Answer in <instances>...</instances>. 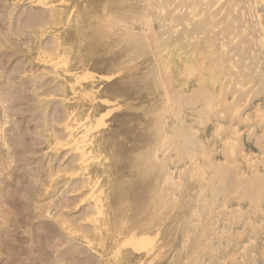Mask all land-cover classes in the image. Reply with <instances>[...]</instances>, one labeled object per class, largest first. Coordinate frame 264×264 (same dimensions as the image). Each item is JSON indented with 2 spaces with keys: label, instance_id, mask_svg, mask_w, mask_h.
Here are the masks:
<instances>
[{
  "label": "rangeland",
  "instance_id": "obj_1",
  "mask_svg": "<svg viewBox=\"0 0 264 264\" xmlns=\"http://www.w3.org/2000/svg\"><path fill=\"white\" fill-rule=\"evenodd\" d=\"M159 1L0 0V264H185L199 254L196 264H264V192L234 180L220 190L229 167L247 187L264 172L263 10L256 0H172L161 11ZM239 37L249 41L233 49ZM190 128L198 140L186 155L174 137ZM159 188L174 200L164 213L154 208ZM209 239L210 256L201 253Z\"/></svg>",
  "mask_w": 264,
  "mask_h": 264
},
{
  "label": "bare ground",
  "instance_id": "obj_2",
  "mask_svg": "<svg viewBox=\"0 0 264 264\" xmlns=\"http://www.w3.org/2000/svg\"><path fill=\"white\" fill-rule=\"evenodd\" d=\"M171 1H172V0H168V3H167V0H160L158 3H156L155 8H157V9H159V10H161V11H166V10H167V5H170ZM209 1H210V0H209ZM211 1H212V0H211ZM211 1H210V2H211ZM16 2H17V1H16ZM26 2H27V1H26ZM33 2H34V1H33ZM57 2H58V1H57ZM203 2H204V0H201V2L198 4L199 7L203 4ZM256 2H257V4H256V5H257L256 8L258 9V7H259L260 10H263V11H262V14H259V12L257 11V15H258V16L255 14V17H257V18L259 17V18H260V21L257 23V28H258V30H261V32H263V33H262L263 36H261V39H263L261 44L263 45L262 48H264V0H256ZM12 3H13V2H12ZM50 3H51V2H50ZM54 3H55V2H54ZM51 4H52V3H51ZM51 4H49V5H51ZM253 4H254V2H253ZM20 5H21V4H20ZM26 5H27V4H26ZM30 6H31V5H30ZM49 8H50V7H49ZM45 9H46V8H45ZM188 10H189V8H188ZM50 11H51V10H50ZM49 13H50V12H49ZM52 13H55V12H52ZM52 13H51V14H52ZM51 14H50V16H51ZM54 15H55V14H54ZM61 15H62V14L60 13V16H61ZM52 16H53V15H52ZM55 16H56V15H55ZM57 16H58V15H57ZM210 16H211L210 14H203L199 19H195V20H192V21H191V22L194 24V26H193L194 29H195V30H194V33H197V34H198V33L201 31L200 28L203 27L205 21H207L208 18H209ZM58 17H59V16H58ZM67 18H68V17H67ZM252 18H253V15H252ZM55 20H56V18H55ZM55 20L53 19L52 22H54ZM57 20H58V18H57ZM187 20H188V19H187ZM258 20H259V19H258ZM127 21H128V20H127ZM175 21H176V23H178V22H180L181 20H180L179 17H178V18L175 19ZM128 22H129V21H128ZM128 22H127V23H128ZM54 23H56V22H54ZM54 23H53V24H54ZM57 23H58V22H57ZM65 23H66V22H65ZM145 23H146V25H148V23H149V18H146V19H145ZM54 25H56V24H54ZM65 27H66V26H65ZM208 27H209L210 29L214 28L212 25H209ZM60 29H61V28H60ZM148 31H149V30H148ZM53 33H54V32H53ZM146 33H147V32H146ZM147 34H149V33H147ZM147 34H146V35H147ZM244 34H245V32H244ZM186 35H187V33H186ZM43 36H44V35H43ZM149 37H150V36H149ZM152 38H153V35H152ZM258 38H259V37H258ZM58 39H59V38H58ZM58 39H57V40H58ZM147 39H148V38H147ZM148 40H149V39H148ZM209 41L212 42L211 40H209ZM248 41H249V39H247V38L239 37V38H237V39L234 40V43L231 44V47H232L233 49H234V48H240V47H242V45L247 44ZM260 41H261V40H260ZM152 42H153V41H152ZM257 42H258V41H257ZM60 45H61V47H62V44H60ZM149 45H150V44H149ZM258 45H259V44H258ZM58 46H59V45H58ZM53 47H54V46H53ZM51 49H52V48H51ZM42 50H43V49H42ZM54 52H55V51H54ZM251 52H252V51H251ZM54 54H55V53H54ZM245 57H246V56H244V58H245ZM263 57H264V56H263ZM45 58H48V57H45ZM56 58H58V57L56 56ZM59 59H60V57H59ZM48 60L50 61V60H52V59H51V58H50V59L48 58ZM48 60H46V62H47ZM57 60H58V59H57ZM62 61H63V60H62ZM155 61H156V59H155ZM262 61H264V60H262ZM38 62H39V61H38ZM51 62H54V60L50 61L49 63H51ZM56 62H57V61H56ZM236 62H241V61L238 60V59L235 60V61H233V63H236ZM49 63H48V64H49ZM157 63H158V62H157ZM251 63H252V62H248V63H245V62H244V64H243V62H241V64H242V68H243V69L247 68L248 66L251 65ZM61 64H63V63H61ZM52 65H53V64H52ZM55 65H57L58 67L60 66V65H58V64H55ZM55 65H54V67H55ZM61 66H62V65H61ZM63 66H64V65H63ZM85 67H86V66H85ZM232 67H233V66H232ZM52 69H53V68H52ZM59 69H60V68H59ZM86 70H87V69H86ZM158 70H159V68H158ZM160 70H161V68H160ZM163 70H164V69H163ZM233 70H234V69H233ZM25 71H26V70H25ZM91 71H92V70H91ZM119 71H121V70H119ZM166 71H167V69H166ZM205 71H206V70H205ZM62 72L66 73L64 70H63ZM86 72H87V71H86ZM86 72H84V73H86ZM52 73H53V72H52ZM67 73H68V72H67ZM262 73H263V71H262ZM57 74H58V73H57ZM68 74H70V73H68ZM71 74H72V73H71ZM87 74H88V73H87ZM110 74H112V73H110ZM52 75H53V74H52ZM75 75H76V74H75ZM75 75H74V77H75ZM57 76H58V75H57ZM77 76H78V75H77ZM88 76H90V79H91V75L88 74ZM88 76H87V77H88ZM94 76H95V75H94ZM111 76H112V75H111ZM263 76H264V74H263ZM58 77H61V76H58ZM72 77H73V76H72ZM81 77H82V76H81ZM81 77L79 76V78H81ZM83 77L85 78V76H83ZM83 77H82V78H83ZM92 77H93V76H92ZM97 77H98V76H97ZM107 77H108V76H107ZM109 77H110V76H109ZM93 78H94V77H93ZM93 78H92V80H93ZM98 78H101V77H98ZM103 78H104V77H103ZM184 78H185V77H184ZM228 78H231V77H229V75H226V76L223 75V78H221V79H220V78L214 79V83H215L216 81L222 82V81H224V80H226V79H228ZM62 79H63V78H62ZM76 79H77V78H75V81H77ZM88 79H89V78H88ZM90 79H89V80H90ZM106 79H107V78H106ZM110 79H111V78H110ZM237 79H238L239 81L242 82L243 80H249L250 77H249L248 75L245 76V74H244L243 76L241 75V76L237 77ZM84 80H86V79H84ZM92 80H91V81H92ZM95 80H96V79H95ZM108 80H109V79H108ZM65 81H66V80H65ZM85 82H86V81H85ZM96 82H97V81H96ZM198 82H199V81H198ZM166 83H167V82H166ZM92 84H93V83H92ZM163 84H164V82H163ZM67 85H68V84H67ZM101 85H102V84H101ZM101 85H99V86H101ZM99 86H98V87H99ZM164 86H165V85H164ZM167 86H168V85H167ZM169 86H170V85H169ZM169 86H168V87H169ZM198 86H199V85H198ZM203 86H204V85H203ZM203 86H201V87H203ZM196 87H197V86H196ZM166 88H167V87H166ZM170 88H171V87H170ZM227 88H228V87H227ZM50 89H51V88H50ZM89 89H92V88H89ZM168 89H169V88H168ZM177 89H178V88H177ZM198 89H199V88H198ZM164 90H165V89H164ZM194 90H195V89H194ZM194 90H193V91H194ZM196 90H197V88H196ZM243 90H244V89H243ZM260 90H262V88H261ZM49 91H50V90H49ZM70 91H72V90H70ZM78 92H79V91H78ZM80 92H82V91H80ZM85 92H87V91H85ZM85 92L83 91L82 93L85 94ZM89 92H90V91H89ZM178 92H179V91H178ZM195 92H196V91H195ZM199 92H200V91H199ZM170 93H171V90H170ZM74 94H75V93H74ZM84 94H83V95H84ZM86 94H88V93H86ZM86 94H85V97L87 96ZM179 94H180V93H179ZM179 94H178V95H179ZM186 94H187V93H186ZM199 94H201V93H199ZM199 94H198V96H199ZM69 95H70V94H69ZM72 95H73V94H72ZM72 95H71V96H72ZM88 95H89V94H88ZM171 95H172V94H171ZM187 95H189V94H187ZM201 95H202V94H201ZM204 95H205V94H203V96H204ZM181 96H182V95H181ZM183 96H185V95H183ZM183 96H182V97H183ZM203 96L201 97V99L203 98ZM208 96H209V95H206V96H204V97L208 98ZM210 96H211V99H215V97L212 96L211 94H210ZM87 97H88V96H87ZM169 97H170V96H169ZM171 97H172V96H171ZM171 97H170V98H171ZM182 97H181V101L184 100ZM191 97H193V96H191ZM212 97H214V98H212ZM59 98H60V97H59ZM61 98H62V97H61ZM102 98H103V97H101V98H97V99H101V100H102ZM170 98H169V99H170ZM178 98H180V96H179ZM184 98H185V97H184ZM186 98H190V97H187V96H186ZM197 98H198V97H196L195 99H197ZM206 98H203V100H206ZM209 98H210V97H209ZM50 99H51V98H50ZM66 99H67V98H66ZM87 99H89V98H87ZM97 99H96V100H97ZM103 99H104V98H103ZM116 99H117V97H116ZM119 99H120V98H119ZM172 99H173V98H172ZM176 99H177V98H176ZM190 99L193 100L192 98H190ZM198 99H199V98H198ZM201 99H200V101H201ZM211 99H209V101H210ZM246 99H247V98H246ZM105 100H106V99H105ZM188 100H189V99H188ZM66 101H67V100H66ZM78 101H79V99H78ZM98 101H100V100H98ZM103 101H104V100H103ZM103 101H101V102H103ZM113 101H114V100H113ZM178 101H179V100H178ZM178 101H177V102H178ZM207 101H208V99H207ZM227 101H228V100H227ZM105 102H106V101H105ZM183 102H184V101H183ZM196 102H197V100H196ZM196 102H195V103H196ZM198 102H199V101H198ZM204 102H205V103H204ZM204 102H202V108H201V106H200L199 109H200V110H201V109L204 110L203 108H205V109H207L206 111H208V109H210V108H209L210 106H208L209 103L206 102V101H204ZM115 103H116V102H115ZM179 103H180V102H179ZM203 103H204V104H203ZM207 103H208V104H207ZM228 103H229V101H228ZM184 104H185V103H184ZM205 104H207V105H205ZM244 104H245V103H244ZM186 105H188V103H186ZM190 105H191V104H190ZM116 106H117V105H116ZM116 106H114V110H115V107H116ZM191 106H192V105H191ZM204 106H205V107H204ZM112 107H113V106H112ZM176 107H177V106H176ZM108 108H109V107H108ZM119 108H120V107H119ZM111 109H112V108H111ZM199 109H198V107H197V109H196V110H198V111H197V116H198V114L200 113V112H199ZM239 109H240V108H239ZM262 109H263V108H262ZM114 110H113V111H114ZM176 110H177V109H176ZM179 110H180V108H179ZM190 110H191V109H190ZM196 110H194V111H196ZM202 110H201V111H202ZM69 111H70V110H69ZM180 111H181V110H180ZM180 111H179L178 113H180ZM211 111H212V110H211ZM234 111H235V110H234ZM104 112H105V111H104ZM106 112H107V109H106ZM111 112H112V110H111ZM202 112H205V111H202ZM202 112H201V113H202ZM258 112H260V110H259ZM98 113H99V112H98ZM102 113H103V112H102ZM178 113H177V112H176V113L174 112V116L177 115ZM195 113H196V112H195ZM70 114H72V113L70 112ZM70 114H69V115H70ZM103 114H104V113H103ZM207 114H208V113H207ZM255 114H256V113H255ZM69 115H68V116H69ZM100 115H101V114H100ZM109 115H110V114H109ZM184 115H186V114H184ZM199 115H200V114H199ZM201 115H202V114H201ZM204 115H206V114H204ZM204 115H202V116H204ZM68 116H67V118H68ZM69 117H70V116H69ZM87 117H88V116H87ZM95 117H96V116H95ZM97 117H98V116H97ZM101 117H102V116H101ZM178 117H180L179 114H178V116H176V118H178ZM189 117H190V116H189ZM193 117H194V116H193ZM99 118H100V117H99ZM173 118H174V117H173ZM254 118H255V117H254ZM262 118H263V117H262ZM262 118H261V119H262ZM74 119H75V118H74ZM84 119H85V118H84ZM84 119H83V120H84ZM87 119H88V118H87ZM97 119H98V118H97ZM97 119L95 118V121H96V122L94 123L95 125L93 126V128H95V127L98 125V124H96V123H98V121H99V123H101L102 120H103V119H102V120L100 119V120L97 121ZM198 119H199V118H198ZM83 120H82V122H83ZM178 120H180V118H178ZM182 120H183V121L181 122V124L179 123L181 126H182V123H184V119H182ZM6 121H7V120H6ZM65 121H66V119L64 120V124L66 123ZM165 121H166V120H165ZM165 121H164V122H165ZM175 121H176V120H175ZM263 121H264V120H263ZM74 122H76V121H74ZM179 122H180V121H179ZM78 123H79V122H78ZM102 123H103V122H102ZM106 124H107V122H106ZM186 124H187V123H186ZM199 124H200V123H199ZM78 125H79V124H78ZM64 126H65V125H64ZM64 126H63V128H64ZM67 126H69V125H67ZM67 126H66L65 128H67V129L70 128V127H67ZM76 126H77V123H76ZM102 126H104V125H102ZM181 126H180V127H181ZM187 126H188V125H187ZM74 127H75V125H74ZM172 127H173V126H172ZM96 128H97V127H96ZM96 128H95V129H96ZM98 128H99V127H98ZM170 128H171V127H170ZM175 128H176V127H175ZM185 128H186V127H185ZM185 128H184V129H185ZM70 129H73V128L71 127ZM70 129H68V130H70ZM85 129H86V128H85ZM184 129H182V127H181L180 130L182 131V130H184ZM192 129H193V128H192ZM192 129L190 128V130H189V137H188L187 135L184 136L185 133L183 134V133H182L183 131L181 132L179 129H178V131L175 129V130H176L175 133H178L179 135H176V134H175L176 137H174V139H175L174 141H176V140L178 141L180 135H182L183 138H184L183 141H181V142H182V145L176 146V148H175V146H174V144H173V143H175V142L172 141L173 137L170 138V140L167 139V137H166V139L169 140V141H172L171 143L173 144L175 150H176L177 147H178V150H179V151H182V153L184 152L185 154L189 152V149H192V151L194 152V146H195V143L193 144V138H194V136H193V135L191 136V134H194V133H191V132H192V131H191ZM86 130H87V129H86ZM1 131H2V130H1ZM65 131H66V130H65ZM171 131H173V130H171ZM190 131H191V132H190ZM194 131H196V129H195ZM194 131H193V132H194ZM86 132H88V131H86ZM91 132H92V131H91ZM179 132H180L181 134H180ZM186 133H187V132H186ZM190 133H191V134H190ZM235 133H237V131H236ZM15 134H16V133H15ZM65 134H66V133H65ZM80 134H81V132H80ZM84 134H85V132H84ZM169 134H170V132H169ZM169 134H167V135H169ZM172 134H173V133H172ZM167 135H166V136H167ZM173 135H174V134H173ZM194 135H195V134H194ZM80 136H82V134H81ZM177 136H178V137H177ZM190 136H191V137H190ZM66 137L69 138L68 136H66ZM83 137H84V136H82V138H83ZM164 137H165V136H163V138H164ZM170 137H171V136H170ZM84 138H85V137H84ZM181 138H182V137H181ZM185 138H186V140H187V138H189L188 140H192V142L188 141V144H187L186 141H185ZM195 138H196V137H195ZM195 138H194V139H195ZM64 139H65V138H64ZM75 139H76V138H74L73 140H75ZM78 140H79V139H78ZM78 140H77L76 142H75V141H74V142H75L76 144H77V143H81V144L84 143V142H82L83 139H81V142H79ZM160 140L162 141L161 143H163V140H162V139H160ZM196 140H198V139H195V141H196ZM58 141H59V140H57V143H56L57 145H58ZM177 141H176V145H177ZM60 142H61V141H60ZM87 142H88V141H87ZM166 142H167V141H166ZM178 142H179V141H178ZM184 142H185V144H184ZM189 142H190L191 144H193V145H191ZM197 142H198V141H197ZM200 142H201V141H199V145H198V147H200V148H201V151H202V147H203V149H204V146H203L204 144L202 145V143H200ZM227 142H228V141H227ZM231 142H232V141H231ZM68 143H71V142H68ZM54 144H55V143H54ZM65 144H66V140H65ZM72 144H73V143H72ZM85 144H86V143H85ZM169 144H170V142H169ZM178 144H180V143H178ZM229 144H230V143H229ZM59 145H61V144L59 143ZM161 145L167 147L168 144H167V143H165V144L163 143V144H161ZM184 145H185V146H184ZM201 145H202V147H201ZM4 146H5V145H4ZM64 146H66V145H64ZM67 146H68V148L70 147V145H67ZM84 146H85V145H84ZM84 146H83V147H84ZM186 146H187V147H188V146H189V147L191 146V147H190V148H187ZM74 147H76V145H75ZM83 147H82V148H83ZM160 147H161V146H160ZM181 147H183V148L186 147V149L183 150V149H181ZM68 148H67V149H68ZM168 148H169V146H168ZM180 149H181V150H180ZM166 150H167V149H165L164 152H166ZM206 150H208V149H206ZM69 151H70V150H68V153H69ZM78 151H81V150L79 149ZM87 151H88V150H87ZM173 151H174V150H173ZM185 151H188V152H185ZM192 151H191V154L193 153ZM210 151H211V150H210ZM51 152H52V151H51ZM70 152H71V151H70ZM73 153H74V152H73ZM79 153H80V152H78V154H79ZM182 153H180V154H182ZM189 153H190V152H189ZM202 153H203V151H202ZM74 154H77V152L74 153ZM78 154H77V155H78ZM191 154H189V156H190ZM85 155H86V154H85ZM85 155L83 154V156H85ZM175 155H176V153H175ZM186 155H187V154H186ZM192 155H194V153H193ZM204 155H206V154L204 153ZM71 156H72V155H71ZM189 156H188V157H189ZM75 157H76V156H75ZM85 157H86V156H85ZM177 157L179 158V156H177ZM188 157H187V158H188ZM191 157H193V156H191ZM191 157H190V158H191ZM243 157H244V156H243ZM81 158H83V157L80 156V159H79L80 161H81ZM90 160H92V159H90ZM80 161L77 160V162H80ZM85 161H86V160H85ZM87 161H88V160H87ZM82 162H83V161H82ZM88 162H89V161H88ZM188 162H189V160H188ZM250 162H251V161H250ZM177 163H178V162H177ZM197 163H199V162H197ZM80 164H81V163H80ZM85 164H86V163H85ZM87 164H88V163H87ZM195 164H196V163H195ZM224 164H225V163H223V165H224ZM72 165H73V164H72ZM81 165H82V164H81ZM192 165H194V164H192ZM219 165H220V166H219ZM219 165H217V166L219 167V169H221L222 167H223V168H226V166H227L226 164H225L224 166H221V164H219ZM249 165H250L251 168H253V166H254V164H249ZM143 166H144V167H142V171H144V170H145V171H147V170L154 171L155 168H158V167H160L161 165H159V166L156 167L155 163H153V164H144ZM217 166H216V167H217ZM234 166H235V165H234ZM234 166H233V167H229V168H228V166H227V168H228V169L226 168V169H227V172H228V170L231 171V168H232V171H233V172H231L232 174H231L230 172H228V173L226 172L225 175H223L224 177L227 176L226 179H225L226 182L229 181V182L231 183V180H232V181L234 180V182L237 183V184H235L237 187H243V188H244V186H245V185H244V184H245L244 182H246V188H247V189H250L251 191L247 190V193L245 192L244 195L247 196V197H249V198H248L249 200L252 199L251 196L254 195L253 192H254L255 195H256V192L259 193V191H260V193H259L260 195H259V196H262L261 193L264 192V185H263L262 187H260V186H258V185L256 186V182L260 179L261 182H260V180H259L258 182L263 183V181H264V172H263V173H262V172L257 173V176H256V177H255L254 174H253V177H255L256 180L258 179V180L255 182V178H251L252 180L254 179V181H252V180H251V181H252V183H253V182L255 183V185H253V186H255V187H247V186L250 184V180H249V184H247V181H248V180H247V179L244 180V178L246 177V176H245L246 174L244 175V177H243V176L240 177V175H239L240 180L237 179V180L235 181L234 178H233V179L230 178L231 176H232V177L234 176V174H235V170H237V169H236V168H237V167H236L237 165H236L235 167H234ZM196 168H197V167H196ZM214 168H215V167H214ZM234 168H235V169H234ZM200 169H201V168H200ZM216 169H217V168H216ZM216 169H214V170L216 171ZM78 170H79V169H78ZM169 170H170V169H169ZM224 170H225V169H224ZM215 171L213 172L215 175H214V176L212 175V176H213L212 178L210 177V182H211V183H212V180H214V179L217 177V175H218V172L215 173ZM221 171H222V169H221ZM255 172H256V171H255ZM223 173H224V172L222 171L221 174H223ZM71 174H72V173H71ZM221 174H219V175H221ZM227 174H228V175H227ZM199 175H200V174H199ZM203 175H204V174H203ZM203 175H202V176H203ZM229 175H230V176H229ZM84 176H86V175H84ZM84 176H82V177H84ZM87 176H88V175H87ZM87 176H86V177H87ZM210 176H211V175H210ZM235 176H237V175H235ZM235 176H234V177H235ZM79 177H80V176H79ZM79 177H78V178H79ZM166 177H167V176H166ZM224 177H223V178H224ZM228 177H229L230 179H229ZM235 178H236V177H235ZM88 179H89V178H88ZM171 179H172V178H171ZM207 179H208V178H207ZM227 179H228V180H227ZM79 180H81V179H79ZM166 180H167V179H166ZM93 181H94V180H92V182H93ZM163 182H164V181H163ZM172 182H173V181H172ZM207 182H209V181L207 180ZM220 182H221V180H220ZM220 182L216 183V184H217V185H216V190L218 189V185H220V186H221V185H222V186L225 185V186H226L225 183H224V185H223V184H221ZM229 182H227V187H224V188L221 187L220 190H222V189L225 190L226 188H227V190H229V188H228V184H229ZM49 183H50V181H49ZM96 183H97V181H95V184H96ZM243 183H244V184H243ZM254 183H253V184H254ZM263 184H264V183H263ZM93 185H94V184H93ZM235 185H234V186H235ZM261 185H262V184H261ZM106 186H107V185H106ZM214 186H215V185H214ZM220 186H219V188H220ZM236 186H235V187H236ZM237 187H236V188H237ZM100 188H101V187H100ZM243 188H240L239 190H241V189H243ZM92 190H93V186H92ZM97 190L99 191L100 189H97ZM101 190H102V188H101ZM101 190H100V191H101ZM211 190H212V189H211ZM209 191H210V190H209ZM217 191H218V190H217ZM217 191H216V192H217ZM230 191H231V190H230ZM233 191L235 192V190H233ZM236 191H237V189H236ZM243 191H246V190L243 189ZM248 191H249L250 193L252 192V194H250L251 196L249 195ZM65 192H66V191H65ZM90 192H91V190H90ZM210 192H211V191H210ZM216 192H215V193H216ZM95 193H97V191H96ZM231 193H232V191H231ZM258 193H257V194H258ZM27 194H28V193H27ZM88 194H89V192H88ZM88 194H86V195H88ZM97 194H101V193L99 192V193H97ZM224 194H227L226 196L231 195L230 192H229V193H227V192H226V193L222 192V195H224ZM246 194H248V195H246ZM93 195H96V194H93ZM233 195H234V194H233ZM256 197H257V195H256ZM153 198H154V202H155V203H154V208L156 209L157 213H158V212H159V213L167 212L166 209H167L169 206H172V203L174 202V200H172L169 196H168V198H167V189H160V188H159V189L155 192ZM259 198H260V197H259ZM95 199H96V198H95ZM215 199H216V198H215ZM79 200H80V199H79ZM88 200H93V199L91 198V199H88ZM241 200H242V198H241ZM257 200H260V199L257 198ZM254 201H256V200H254ZM93 202H94V201H93ZM97 202H98V200H97ZM211 202H212V201H211ZM258 202H259V201H258ZM98 203H99V202H98ZM250 203H252V202L250 201ZM76 205H77V204H76ZM251 205H252V204H251ZM93 206H94V205H93ZM222 206H223V205H222ZM222 206H220V207H222ZM95 207H96V204H95ZM95 207H94V208H95ZM220 207H219V208H220ZM247 207H248V206H247ZM247 207H246V208H247ZM250 207L252 208V206H250ZM99 208H100V207H99ZM102 208H103V207H102ZM237 208H238V207H236V209H237ZM95 209H96V208H95ZM238 209H239V208H238ZM249 209H250V208H249ZM249 209H248V210H249ZM260 210H262V209L260 208ZM95 211H97L98 214H97V213H96V214L99 215V211H98V210H95ZM217 211H218V210H217ZM255 211H256V210H255ZM262 211H263V210H262ZM240 212H241V210H240ZM242 212H243V211H242ZM191 213H192V212H191ZM232 213H233V212H232ZM248 213H250V212H248ZM252 213H253V212H252ZM192 214H193V213H192ZM229 214H230V212H229ZM215 215H216V214H215ZM230 215H232V214H230ZM95 216H96V215H95ZM88 217H89V216H88ZM88 217H87V220H88ZM231 217H232V216H231ZM247 217H248V215H247ZM247 217H246V218H247ZM236 218H237V217H236ZM231 219H232V218H231ZM247 219H248V218H247ZM247 219H246V221L249 222V220H247ZM228 220H229V219H228ZM228 220H227V222H228ZM88 221H89V220H88ZM94 221H95V220H94ZM94 221H93V222H94ZM229 221H230V220H229ZM90 222H92V221L90 220ZM95 222H97V220H96ZM193 222H194V221H193ZM196 223H197V221H196ZM243 224H244V223H243ZM226 225H227V223H226ZM231 225H232V223H231ZM249 225H250V224H249ZM243 227H244V226H243ZM90 228H91V227H90ZM226 228H227V227H226ZM257 228H258V227H257ZM223 229H224V228H222L221 231H224V230H225V229H224V230H223ZM73 231H74V230H73ZM75 231H76V230H75ZM75 231H74V232H75ZM34 232H35V231H34ZM157 232H158V231H157ZM230 232H231V231H229L228 233H229L230 236H232V234H230ZM185 233H186V232H185ZM241 233H242V232H241ZM145 234H146V233H145ZM154 234L156 235V233H154ZM147 235L149 236V234H146V236H147ZM261 235H262V234H261ZM129 236H130V235H129ZM131 236H133V235L131 234ZM139 236H140V235H139ZM144 236H145V235H144ZM220 236H221V235H220ZM135 237H136V236H135ZM137 237H138V236H137ZM150 237H151V236H150ZM154 237H155V236H154ZM202 237H203V233H200V238H202ZM226 237H227V236H226ZM97 238H98V237H97ZM147 238H148V237H146V239H147ZM152 238H153V237H152ZM39 239H40V238H38V240H39ZM146 239H145V240H146ZM205 239H206V238H204V240H205ZM218 239H219V238H218ZM85 240H86V239H85ZM204 240H203V242H204ZM35 241H36V239H35ZM86 241H87V240H86ZM86 241H85V242H86ZM88 241H89V240H88ZM150 241H151V239H150ZM150 241L147 239V242H150ZM152 241H153V240H152ZM139 242H140V241H139V239H138V240H137V243L135 242V244H136L135 246H137V247H138V246H141ZM157 242H158V241H157ZM203 242H201L200 244L203 245ZM141 243H142V246H143L144 243H146V242H142V241H141ZM121 244H122V242H121ZM125 244H126V243H125ZM129 244H130V243H129ZM149 244H150V243H149ZM149 244H148V245H149ZM217 244H218V243H217ZM220 244H221V243H220ZM88 245H89V244H88ZM122 245H123V244H122ZM120 246H121V245H120ZM127 246H129L128 243H127ZM146 246H147V245H146ZM263 246H264V245H263ZM215 247H216V246H215ZM217 247H219V246H217ZM220 247H221V246H220ZM112 248H113V247H112ZM145 248H147V247H145ZM145 248H144L143 250H145ZM213 248H214V247L211 245V240H210V239H209V240H206V243H205V249H203L201 253H206V254H209V256H210V254L213 252V251H212ZM161 249H162V248H161ZM113 250H114V248H113ZM263 250H264V249H263ZM133 251H135V250H133ZM151 251H152V250H151ZM137 252H138V251H137ZM216 252H217V251H216ZM149 253H150V252H149ZM146 254H147V252H146ZM159 254H160V253H159ZM159 254H157V255H159ZM109 255H110V254H109ZM109 255H108V256H109ZM108 256H106V257H108ZM199 256H200V254L198 255V257H199ZM195 257H196L195 255H190V257L186 260L185 264H192V262L196 264V263L198 262V261H197V258H198V257H197V258H195ZM230 257H231V256H230ZM155 258H156V256H155ZM155 258H154V259H155ZM88 260H89V259H88ZM210 260H211V259H210ZM263 260H264V259H263ZM140 261H141V260H140ZM196 261H197V262H196ZM141 262H142V261H141ZM151 262H152V261H151ZM207 262H208V261L206 260V263H207ZM73 263H74V262H73ZM139 263H140V262H139ZM139 263H138V264H139ZM87 264H88V263H87ZM134 264H136V263H134ZM146 264H148V262H147ZM201 264H205V262H204V263H201ZM212 264H223L222 257L217 258L216 260H214V262H213ZM251 264H252V263H251Z\"/></svg>",
  "mask_w": 264,
  "mask_h": 264
}]
</instances>
